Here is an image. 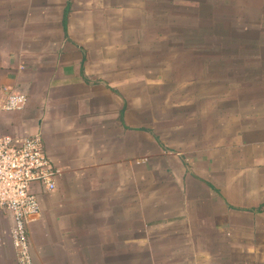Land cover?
Wrapping results in <instances>:
<instances>
[{
  "label": "crops",
  "instance_id": "obj_1",
  "mask_svg": "<svg viewBox=\"0 0 264 264\" xmlns=\"http://www.w3.org/2000/svg\"><path fill=\"white\" fill-rule=\"evenodd\" d=\"M0 135L57 170L33 264H264V0H0Z\"/></svg>",
  "mask_w": 264,
  "mask_h": 264
},
{
  "label": "built area",
  "instance_id": "obj_2",
  "mask_svg": "<svg viewBox=\"0 0 264 264\" xmlns=\"http://www.w3.org/2000/svg\"><path fill=\"white\" fill-rule=\"evenodd\" d=\"M25 104L24 95L13 94L2 110L18 111ZM56 176L39 135H0V234L8 216L16 264H33L28 227L41 213L40 195L55 190Z\"/></svg>",
  "mask_w": 264,
  "mask_h": 264
},
{
  "label": "rangeland",
  "instance_id": "obj_3",
  "mask_svg": "<svg viewBox=\"0 0 264 264\" xmlns=\"http://www.w3.org/2000/svg\"><path fill=\"white\" fill-rule=\"evenodd\" d=\"M174 9H178V8L175 6ZM178 23H180V22H178Z\"/></svg>",
  "mask_w": 264,
  "mask_h": 264
}]
</instances>
